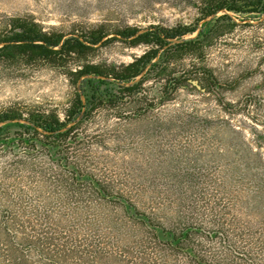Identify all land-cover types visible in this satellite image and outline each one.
<instances>
[{
  "label": "rangeland",
  "instance_id": "rangeland-1",
  "mask_svg": "<svg viewBox=\"0 0 264 264\" xmlns=\"http://www.w3.org/2000/svg\"><path fill=\"white\" fill-rule=\"evenodd\" d=\"M200 1L0 0V32L10 18L24 16L67 35L94 27L108 33L104 42L71 60L67 68L43 60L0 61V112L16 108L62 116L77 93L84 100L98 79H104L73 83L68 68L83 63L115 67L132 61L146 46L129 44L115 35L117 29L194 24ZM228 13L237 25L211 40L200 60L187 58L176 66L177 86L163 89L149 81L142 96L105 102L72 131L75 142L63 149L81 155L80 169L59 152L10 138L20 131L16 120L0 123V136L10 138L0 141V172L4 166L13 167L14 177L7 180L28 189V205L52 209L47 191L30 189L41 176L71 188L70 203H59L53 211L63 218L56 226L59 230L81 228L96 209L125 223L121 231L103 220L99 226L74 231L76 240L98 239L104 247L103 259L89 258L84 264H164L152 249L148 259L142 258L139 242L165 235H149L132 226L140 213L121 204L134 201L142 207L141 202L152 200L181 203L210 231L205 248L215 257L223 256L218 238L222 229L246 235L256 261L264 264V13L253 19ZM99 89L107 96L117 93L112 79L99 82ZM59 171L66 177L58 178ZM93 183L105 190L96 191ZM77 205L92 209L81 215L73 210Z\"/></svg>",
  "mask_w": 264,
  "mask_h": 264
},
{
  "label": "trees",
  "instance_id": "trees-1",
  "mask_svg": "<svg viewBox=\"0 0 264 264\" xmlns=\"http://www.w3.org/2000/svg\"><path fill=\"white\" fill-rule=\"evenodd\" d=\"M198 12L199 16L194 24L180 23L169 27L153 24L144 29L128 25L117 29L115 35L129 44L146 46L141 55L128 63L115 67L83 63L66 71L73 83L78 80L91 82L100 77L112 79L117 85L116 94H102L99 82L104 79H98L92 92L84 94V100L80 93L75 95L62 116L54 111L24 112L9 108L0 112V123L16 120L20 131L10 138H17V142L28 147L41 146L59 152L61 158L70 160L76 169L82 168L81 155L75 151L70 154L63 148L66 144L75 142L72 131L96 108L105 102L142 96L141 90L149 81L158 83L163 89L171 84L177 86L180 77L174 73L176 66L187 58L200 60L211 40L230 32L237 25L228 12L243 19H253L264 13V0H201ZM202 20L204 22L199 25ZM194 33L195 36L185 38ZM107 35L102 27L67 35L62 31L47 30L30 18L16 16L10 18L6 29L0 32V61L17 58L43 60L67 68L71 60L94 50L106 40L104 38ZM10 138L0 136V141L7 143ZM12 170V166H4L0 172V264H71L72 259L84 264L89 258L100 261L105 256L102 243L91 238L78 241L74 237V231H84L88 228L87 225L99 226V220L117 231L126 227L123 221L96 209L84 223L80 222L81 225L84 224L81 228L73 230L76 227L71 226L73 229L59 230L56 226L63 224V218L56 215L60 211L55 212L56 214L53 211L55 206L69 204L72 200L69 185L41 176V180L34 186L31 185L30 189L34 192L47 191L50 194L46 199L49 202L47 204L52 209L40 210L36 205L27 204L28 189L16 182L12 185L8 182L9 177H14ZM58 173V178L66 177L65 173ZM92 185L96 191L105 190L97 183ZM136 203H121L124 207L126 204L133 206L140 213L132 226L142 227L149 235L157 231L165 235L162 240L159 237L156 240L153 236L154 240L148 237V240L139 242L144 249L142 258L145 260L148 259V251L152 249L164 264H260L255 259L252 247L245 242L247 236L243 233H229L221 229L218 238L222 244L223 256L218 258L205 248V237L210 236V231H206L200 221L195 222L197 218L184 211L181 203L175 206L170 202L152 200L141 202L142 207ZM90 209L92 207L84 209L78 205L73 208L75 212L80 211L81 215ZM213 224L218 222L214 220ZM237 259L240 261L237 262Z\"/></svg>",
  "mask_w": 264,
  "mask_h": 264
}]
</instances>
